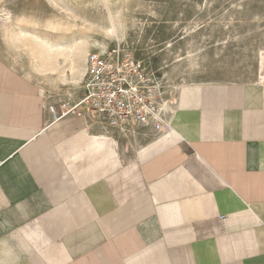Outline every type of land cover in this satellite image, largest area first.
Wrapping results in <instances>:
<instances>
[{"label":"crops","instance_id":"0c3cea01","mask_svg":"<svg viewBox=\"0 0 264 264\" xmlns=\"http://www.w3.org/2000/svg\"><path fill=\"white\" fill-rule=\"evenodd\" d=\"M174 91L164 128L109 136L0 53V264H264V45Z\"/></svg>","mask_w":264,"mask_h":264},{"label":"rangeland","instance_id":"374dc122","mask_svg":"<svg viewBox=\"0 0 264 264\" xmlns=\"http://www.w3.org/2000/svg\"><path fill=\"white\" fill-rule=\"evenodd\" d=\"M116 45L157 75L172 68L169 89L242 75L264 45V0H0V53L53 98L80 87L59 83L78 47Z\"/></svg>","mask_w":264,"mask_h":264},{"label":"built area","instance_id":"2783aa9c","mask_svg":"<svg viewBox=\"0 0 264 264\" xmlns=\"http://www.w3.org/2000/svg\"><path fill=\"white\" fill-rule=\"evenodd\" d=\"M165 104L153 69L130 49L116 45L91 52L78 91L60 95L49 111L53 121L83 118L88 129L127 137L148 127L164 128Z\"/></svg>","mask_w":264,"mask_h":264},{"label":"bare ground","instance_id":"6f19581e","mask_svg":"<svg viewBox=\"0 0 264 264\" xmlns=\"http://www.w3.org/2000/svg\"><path fill=\"white\" fill-rule=\"evenodd\" d=\"M252 18H256V17H252ZM30 37V36H29ZM13 40H14V38H13ZM98 44V43H97ZM53 47L54 46H58L59 48H62L63 46H59V45H52ZM39 47V46H38ZM99 47H101L102 48V46L101 45H99ZM172 47V46H171ZM34 49L36 50V49H38L36 46H34ZM86 51H87V48L85 47V46H81V47H78L76 50H75V53H76V60H75V62L72 64L73 65V70H76L75 72H80V70H81V68H82V64H83V62H84V60H85V54H86ZM38 52V51H37ZM182 53V52H181ZM41 55H42V53H40ZM38 55V57H39V54H37ZM45 55H46V53H45ZM44 55V57H45V59H46V56ZM180 56V55H179ZM178 56V57H179ZM191 56V55H190ZM73 57V56H72ZM192 57V56H191ZM40 59H42L41 57H40ZM44 59V58H43ZM42 59V60H43ZM53 58H51V57H47V62H48V64H49V66H51V64H52V62H53V60H52ZM44 61V60H43ZM72 61H74V60H72ZM178 61V60H177ZM176 61V62H177ZM182 61V60H181ZM192 61V60H191ZM47 62H43L42 63V61H41V64H43V65H45ZM175 62V61H174ZM175 64V63H174ZM46 66V65H45ZM176 66V65H175ZM174 66V67H175ZM193 66V65H192ZM192 66H190V67H192ZM41 67H44V66H41ZM167 67V66H166ZM189 67V66H188ZM172 69V68H171ZM171 69L169 70V69H167V68H164V70L162 71V72H160L158 75L156 74V71H154L155 72V74H156V80L159 82V85L160 86H162L163 88H164V96H165V100H166V104H165V106H164V108L165 109H167V110H169L170 108H171V106H172V104H171V102L169 101L170 100V97H171V95L173 94V93H175V89L176 88H172V89H169L168 87H166L165 86V83H168L169 82V80H171V78L169 77V73H173V72H171ZM65 71V70H64Z\"/></svg>","mask_w":264,"mask_h":264}]
</instances>
